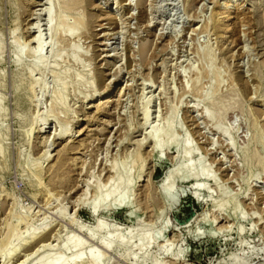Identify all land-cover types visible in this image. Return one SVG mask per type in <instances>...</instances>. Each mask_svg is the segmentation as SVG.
Segmentation results:
<instances>
[{"label":"rangeland","instance_id":"374dc122","mask_svg":"<svg viewBox=\"0 0 264 264\" xmlns=\"http://www.w3.org/2000/svg\"><path fill=\"white\" fill-rule=\"evenodd\" d=\"M79 1L0 0V264H264V0Z\"/></svg>","mask_w":264,"mask_h":264},{"label":"bare ground","instance_id":"6f19581e","mask_svg":"<svg viewBox=\"0 0 264 264\" xmlns=\"http://www.w3.org/2000/svg\"><path fill=\"white\" fill-rule=\"evenodd\" d=\"M66 1H69L70 2V4H69V6H71L72 4L73 5H77V4H80V1L79 0H66ZM263 1V0H262ZM47 5H48V3H46ZM264 4V3H263ZM81 5V4H80ZM43 6V5H42ZM73 7V6H72ZM76 7V6H75ZM47 15L50 17L51 16V12H50V10L47 12ZM228 15H230V12H228L227 11V17H228ZM39 17V16H38ZM231 18V17H230ZM50 20V19H49ZM48 27L50 28L51 27V22L50 21H48ZM30 30V29H29ZM33 30H35V32H36V30H38L39 31V27H37L36 25H34V27H33ZM31 31V30H30ZM38 31H37V33H38ZM33 42L37 45L35 48V50L33 51L32 50V52H34L33 53V55L31 56L32 58H33V60L35 61V60H37V56L38 55H41V53H42V50L44 49V44H43V42H42V38H41V36H36L34 39H33ZM28 50V49H27ZM32 54V53H31ZM30 54V55H31ZM34 63V62H33ZM35 66H37V65H35ZM34 66V67H35ZM123 90V89H122ZM121 92V94L123 93V91H121V87L119 88V90H118V93H120ZM144 117H145V120L146 121H148V111L147 112H145V115H144ZM44 129V128H43ZM43 129L41 128L40 129V131L42 132L43 131ZM160 132V131H159ZM159 132H155V133H152V135H151V138H150V141H151V143H152V145H153V147H154V149H163V148H165V147H169V145L171 144H177V142L175 141V139L171 136V135H169L168 136V139H167V141H164L163 140V138L160 136V133ZM162 132V131H161ZM219 132L222 134V135H225V132L223 131V130H219ZM64 134H62L61 133V135H59V138L61 137H66V135H71L70 134V131L69 132H63ZM192 154V150H190V149H188V150H186V152H185V157L187 158V159H189V157H190V155ZM45 157H48V154L46 153L45 154ZM189 162V161H188ZM193 164V163H192ZM192 164H190V165H187L186 167H184L183 168V174L181 175V177H183V178H187V179H193V180H196L197 181V179H199L200 177H203V176H206V177H208L206 174H205V172H204V170L203 169H201V168H196L195 166H193ZM185 166V165H184ZM114 169V168H113ZM176 171H172V172H170V174L168 175V178H166L167 180V183H166V185H165V182H164V185H165V187H164V193H168V194H170V193H172V184H173V181H174V179L178 176V172H177V170H179V169H175ZM182 173V172H181ZM207 173V172H206ZM180 176V175H179ZM210 176V175H209ZM114 179V178H113ZM113 179H112V181H113ZM119 180H118V178H115V182L112 184V185H110L111 186V189H110V191L105 195V196H101V198L97 201V202H95L94 204H93V206H92V210L94 211V213H97L98 212V210L102 207V206H104V205H106L105 203L106 202H108L109 200H111L113 197H115V196H117V195H122V194H120L118 191H117V189L115 188V185H116V183L118 182ZM195 182V181H194ZM163 185V184H162ZM194 186L193 187H195L196 189H200L201 188V186L199 185V182L197 183V184H193ZM129 187V183L128 184H124V187H123V190H126L127 188ZM195 189V190H196ZM99 192V191H98ZM97 192V193H98ZM123 198H124V196H123ZM118 202L120 203V205L121 206H123V200L121 199V197H120V199L118 200ZM117 202V203H118ZM119 205V204H118ZM220 205V204H219ZM218 207H221V206H218ZM219 211V210H218ZM78 223V222H77ZM79 224H81V223H79ZM79 226V225H78ZM102 227V223L101 222H99V221H97V223L95 224V226L93 227V229L94 230H96V229H99V228H101ZM92 234V233H91ZM37 236L36 235H34L33 236V239H35ZM48 237V236H47ZM138 238V241H139V244H140V247H143V246H145V245H147L149 242H151L150 241V238L151 237H149L148 235H141V236H138L137 237ZM121 239V238H120ZM151 239H153V238H151ZM73 240V239H72ZM74 241V240H73ZM73 241H67V242H65L64 244H65V248H67L66 247V245H70V244H72V246H74V248H76V250H78V249H80L81 248V244L80 243H78L79 241H77V239L75 240V242H73ZM122 241H124V240H122ZM40 242H42L41 240H40ZM125 242V241H124ZM111 246V245H110ZM43 247H44V245H43ZM69 247V246H68ZM71 248H73V247H71ZM39 249V248H38ZM75 252V251H74ZM35 253H37V252H35ZM82 254V253H81ZM93 255L91 256V257H88V260H85L84 258H83V256H86V255H80L79 253H78V251L77 252H75V253H73L70 257H60V258H57L56 257V259H54V260H52L50 263H47V264H98V260H97V258L98 257H94V256H96L94 253H92ZM30 256V255H29ZM26 260V259H25ZM50 261V260H49ZM22 262V261H21ZM20 264H24L23 262L22 263H20ZM100 264V263H99ZM236 264H239L238 262H236Z\"/></svg>","mask_w":264,"mask_h":264}]
</instances>
